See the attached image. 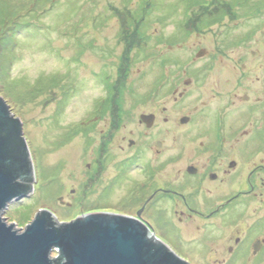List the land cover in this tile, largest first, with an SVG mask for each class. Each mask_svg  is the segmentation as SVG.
Segmentation results:
<instances>
[{
	"label": "flooded vegetation",
	"instance_id": "af4514ba",
	"mask_svg": "<svg viewBox=\"0 0 264 264\" xmlns=\"http://www.w3.org/2000/svg\"><path fill=\"white\" fill-rule=\"evenodd\" d=\"M238 10L228 23L232 14H195L199 44L160 65L157 91L114 93L85 163L99 194L113 191L190 264L264 260V0Z\"/></svg>",
	"mask_w": 264,
	"mask_h": 264
},
{
	"label": "rangeland",
	"instance_id": "374dc122",
	"mask_svg": "<svg viewBox=\"0 0 264 264\" xmlns=\"http://www.w3.org/2000/svg\"><path fill=\"white\" fill-rule=\"evenodd\" d=\"M206 11L232 14L226 22H235L238 0H0V96L23 123L36 177L34 193L4 212L8 223L24 228L40 209L61 222L92 212L131 214L113 191L99 194L85 166L90 138L105 129L114 93L158 90L160 65L171 69L178 54L199 44L205 25L195 14ZM73 189L68 207L61 197Z\"/></svg>",
	"mask_w": 264,
	"mask_h": 264
},
{
	"label": "water",
	"instance_id": "95a60500",
	"mask_svg": "<svg viewBox=\"0 0 264 264\" xmlns=\"http://www.w3.org/2000/svg\"><path fill=\"white\" fill-rule=\"evenodd\" d=\"M36 182L23 123L0 96V264H190L139 219L92 212L61 222L40 209L24 228L3 216Z\"/></svg>",
	"mask_w": 264,
	"mask_h": 264
},
{
	"label": "trees",
	"instance_id": "16d2710c",
	"mask_svg": "<svg viewBox=\"0 0 264 264\" xmlns=\"http://www.w3.org/2000/svg\"><path fill=\"white\" fill-rule=\"evenodd\" d=\"M195 1H193V3H194ZM198 3H200V2H198ZM197 4V3H196ZM30 221H27V224L29 223Z\"/></svg>",
	"mask_w": 264,
	"mask_h": 264
}]
</instances>
